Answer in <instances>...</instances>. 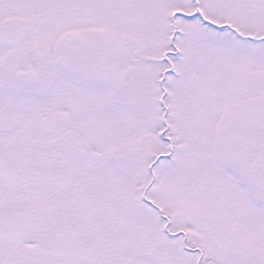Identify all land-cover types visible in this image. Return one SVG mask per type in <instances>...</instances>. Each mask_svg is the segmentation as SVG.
<instances>
[{"label": "flooded vegetation", "instance_id": "af4514ba", "mask_svg": "<svg viewBox=\"0 0 264 264\" xmlns=\"http://www.w3.org/2000/svg\"><path fill=\"white\" fill-rule=\"evenodd\" d=\"M232 3L239 32L256 40L245 45L264 49V0ZM134 7L0 0V264H182L162 211L120 199L117 180L105 190L96 155L103 111L111 117L126 94L106 81L123 66L104 38Z\"/></svg>", "mask_w": 264, "mask_h": 264}, {"label": "rangeland", "instance_id": "374dc122", "mask_svg": "<svg viewBox=\"0 0 264 264\" xmlns=\"http://www.w3.org/2000/svg\"><path fill=\"white\" fill-rule=\"evenodd\" d=\"M195 1L142 0L138 1L134 21L128 23L120 16L114 34L132 39L127 41L131 56L125 63V87L121 88L128 98L126 102L123 95L119 98L127 105L132 95L137 111L124 118L106 117L103 111L101 150L108 155L119 151L116 147H122L120 140L126 137H115L114 132L116 126L126 125V129L142 130L146 136L141 142L147 141L150 148H145L150 159L144 152L133 154L128 163L131 171L132 165L140 171L163 156L156 161L160 163L156 168L158 178L150 184L154 185L150 201L152 208H157L154 211L162 209L166 240L179 246L182 264H264V150H253L249 144L250 135L255 130L260 133L264 125V55H248L229 26L219 36L215 29H204L202 18L198 19L200 23L181 16L175 40L180 42L181 58L171 54L170 63L162 60L163 51L170 49L166 36L171 28L167 20L171 9L188 14L201 9L209 21L220 26L226 21L241 25L240 15L233 13L232 5L229 7L231 0H199L198 7ZM172 62L177 63L181 76L171 73L166 81L170 92L165 100L169 105L166 120L171 126L166 130L158 99L166 96L161 93L159 97L157 78ZM163 128L167 131L163 135L173 139L175 148L158 139V131ZM119 153L129 152L122 148ZM261 154L262 158H256ZM134 158L139 161L134 163ZM103 173L111 177L117 171L105 165ZM125 174L122 171V177L114 176L117 181L121 178L117 191L121 190V196L129 195L122 185L128 181L133 191L131 199L139 204L135 190L148 177L143 181L133 172ZM109 177L104 180L105 190L113 186Z\"/></svg>", "mask_w": 264, "mask_h": 264}]
</instances>
